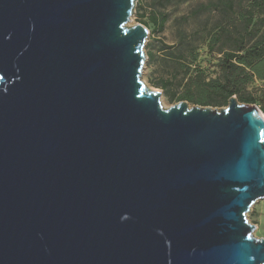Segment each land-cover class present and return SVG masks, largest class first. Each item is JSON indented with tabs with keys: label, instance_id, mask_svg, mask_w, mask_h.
Segmentation results:
<instances>
[{
	"label": "water",
	"instance_id": "water-1",
	"mask_svg": "<svg viewBox=\"0 0 264 264\" xmlns=\"http://www.w3.org/2000/svg\"><path fill=\"white\" fill-rule=\"evenodd\" d=\"M137 1L0 0V264H264V119L163 108Z\"/></svg>",
	"mask_w": 264,
	"mask_h": 264
},
{
	"label": "rangeland",
	"instance_id": "rangeland-1",
	"mask_svg": "<svg viewBox=\"0 0 264 264\" xmlns=\"http://www.w3.org/2000/svg\"><path fill=\"white\" fill-rule=\"evenodd\" d=\"M136 11L144 15L141 23L148 31L144 45L147 60L141 79L146 86L161 93L163 108L173 104L150 81L176 77L174 84L177 85L185 79L187 68L189 77L198 72L205 79L222 78L223 53L234 49L238 45L235 41L243 37V43L250 46L264 39V0H141ZM151 13L167 15L162 32L152 31L148 20ZM135 24L139 20L134 13L129 25ZM244 91L262 103L264 80L254 79ZM259 103L253 106L264 117ZM246 219L256 225L254 237L264 238V200L250 208Z\"/></svg>",
	"mask_w": 264,
	"mask_h": 264
},
{
	"label": "trees",
	"instance_id": "trees-1",
	"mask_svg": "<svg viewBox=\"0 0 264 264\" xmlns=\"http://www.w3.org/2000/svg\"><path fill=\"white\" fill-rule=\"evenodd\" d=\"M137 1L136 8L140 6ZM139 24L144 18L142 13L135 12ZM148 20L152 24L154 32H162L164 24L167 21L166 14L151 13ZM147 27V26H146ZM234 49L225 51L221 60L222 78L205 79L201 73L189 77V69H186L185 79L177 85L176 77L159 78L156 81H150V85L160 89L163 96L170 104L186 101L192 105L202 107L208 106H227L228 99L236 97L242 104L256 105L259 101L245 93L247 85L254 79L264 80V39L246 46L243 43V37ZM148 60H151L148 57ZM259 108L264 111V100L259 103Z\"/></svg>",
	"mask_w": 264,
	"mask_h": 264
},
{
	"label": "built area",
	"instance_id": "built-area-1",
	"mask_svg": "<svg viewBox=\"0 0 264 264\" xmlns=\"http://www.w3.org/2000/svg\"><path fill=\"white\" fill-rule=\"evenodd\" d=\"M263 119H264V117H263Z\"/></svg>",
	"mask_w": 264,
	"mask_h": 264
}]
</instances>
